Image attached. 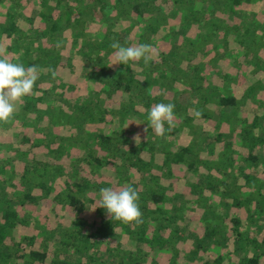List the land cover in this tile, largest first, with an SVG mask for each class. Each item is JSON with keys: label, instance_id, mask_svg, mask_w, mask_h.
Wrapping results in <instances>:
<instances>
[{"label": "trees", "instance_id": "obj_1", "mask_svg": "<svg viewBox=\"0 0 264 264\" xmlns=\"http://www.w3.org/2000/svg\"><path fill=\"white\" fill-rule=\"evenodd\" d=\"M2 1L10 60L41 74L0 123L20 131L16 146L0 136V264H264V0H31L25 28L29 1ZM113 42L155 59L109 67ZM157 103L175 105L165 138L148 128ZM127 185L142 223L90 210L100 188Z\"/></svg>", "mask_w": 264, "mask_h": 264}, {"label": "clouds", "instance_id": "obj_2", "mask_svg": "<svg viewBox=\"0 0 264 264\" xmlns=\"http://www.w3.org/2000/svg\"><path fill=\"white\" fill-rule=\"evenodd\" d=\"M110 46L115 51L109 67L115 64L131 66V63L141 60L148 65L155 59V51L150 44L122 46L119 42H113ZM40 74L41 70L35 65L26 67L22 63L12 62L6 47L0 45V123L13 121L24 97L33 94ZM51 75L55 78L57 72L51 70ZM174 109L173 103H157L151 107L146 119L148 128L153 129L156 137L165 138V133H171L176 127ZM193 114L197 119L202 117L201 110H194ZM148 128H145L146 132ZM135 140L136 143L140 141L139 135L135 137ZM99 196L98 205L91 208V211H95L97 207L104 208L111 220L120 221L123 224L138 225L143 222L138 204L139 193L131 185L119 189L102 187L99 190Z\"/></svg>", "mask_w": 264, "mask_h": 264}, {"label": "rangeland", "instance_id": "obj_3", "mask_svg": "<svg viewBox=\"0 0 264 264\" xmlns=\"http://www.w3.org/2000/svg\"><path fill=\"white\" fill-rule=\"evenodd\" d=\"M29 2H27V1H25L26 3H23V5H24V9H23V18H20L19 19V25L22 27V28H25V26H27V24H26V20H25V17L28 15V13H29V11H30V8H31V6H32V9H34V8H36V6H33L34 4H33V2L31 1V0H28ZM6 7V4L2 1V2H0V9H4ZM67 35H68V33H66ZM0 45H5V40L4 39H2V38H0ZM67 49H64V48H62V51H66ZM8 56H9V58H11V54H8ZM228 62V61H227ZM232 64H230L229 62L228 63H226L225 61H223V62H220L219 63V66L222 68V70H224V71H226V70H230V68H232V66H231ZM245 71V70H244ZM66 74L67 75H69V78H65V74H63L62 76H61V78H62V80H64V81H68L69 79H71V78H73V77H71L70 76V73H68V72H66ZM214 78H215V76H213V80H214ZM80 84V83H79ZM81 86H79V88H80ZM81 89V88H80ZM261 95V96H260ZM258 97H260L261 99H263L264 100V97H263V95L262 94H259L258 95ZM193 118H194V120H195V122L197 123H200L202 126H204L205 128H207L208 126H209V124L205 121V119H203L202 117L201 118H199V119H197V118H195V116H193ZM134 123H139L140 125H141V123L143 122V120L142 119H140L137 115H134L133 116V120H132ZM18 122H13L12 123V125H13V127H11L10 128V130H14V129H17V128H15L16 126H18V124H17ZM56 129V128H55ZM18 133H16V134H11L10 132H9V128L8 129H1L0 130V136L1 137H3V139L4 138H7L8 140H12V141H14V143H13V145L14 146H16V143H17V141L20 139V131H17ZM183 132H184V130H181V129H178V130H176L175 132H174V139H173V142L174 143H185L187 140H188V138H187V136H185L184 134H183ZM29 133V132H28ZM7 135V136H6ZM31 137H32V135H31ZM1 139V138H0ZM3 147H5V146H3ZM2 146L0 147V152H5V150H7L6 149V147L5 148H3ZM3 148V149H2ZM43 152H44V150H42L41 151V149L39 148H35V146H33L32 148H30V149H28V154H27V156L29 157V156H31V157H33V156H39V157H43ZM101 173H102V178H104V177H106V178H108L109 176H110V170L108 169V168H105V167H102L101 168ZM192 176H193V174L192 173H190V172H188L186 175H183L182 177L184 178V179H187V180H190L191 178H192ZM184 179H181L180 177L178 178V181H177V184H180V183H182L183 182V180ZM192 180V179H191ZM60 210H58L57 211V214H59V215H63V221L64 222H68V218H69V213L67 212V210H63V209H61V208H59ZM33 212V214L35 213L37 216H38V218L40 219L39 221L40 222H43V219H44V215H46V214H49V215H52V213H50V212H47V210L42 206V205H39V206H37L36 208H34V210L32 211ZM56 213V212H55ZM31 229L32 230H30V228H28V230L30 231V232H32L33 231V233H35L36 231L34 230V228L31 226ZM37 232H38V230H37ZM38 235H39V232L37 233ZM40 236V235H39ZM133 243H134V241L131 239V238H127V239H125L124 240V244L126 245V246H128V247H132L133 246Z\"/></svg>", "mask_w": 264, "mask_h": 264}]
</instances>
